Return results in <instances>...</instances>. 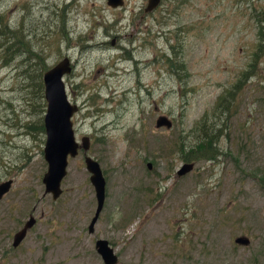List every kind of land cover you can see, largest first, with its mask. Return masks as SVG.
Returning <instances> with one entry per match:
<instances>
[{
  "label": "rangeland",
  "instance_id": "obj_1",
  "mask_svg": "<svg viewBox=\"0 0 264 264\" xmlns=\"http://www.w3.org/2000/svg\"><path fill=\"white\" fill-rule=\"evenodd\" d=\"M146 4L0 0V264H103L97 238L128 264H264V0ZM63 57L75 138L90 137L105 179L93 233L82 151L57 199L42 182L40 81ZM209 141L215 157L186 160Z\"/></svg>",
  "mask_w": 264,
  "mask_h": 264
},
{
  "label": "water",
  "instance_id": "obj_2",
  "mask_svg": "<svg viewBox=\"0 0 264 264\" xmlns=\"http://www.w3.org/2000/svg\"><path fill=\"white\" fill-rule=\"evenodd\" d=\"M106 3L113 7L122 6L124 0H106ZM160 3V0H148L144 12L152 11ZM72 66L68 57H63L54 66L46 69L42 75L43 97L46 102L43 125L45 131V143L43 148L44 159L47 162V169L42 177L45 186V193H51L52 199H57L61 194V181L67 172L68 158L77 156L82 150L84 163L90 173L89 179L93 185L96 197V209L88 225V232H94V225L98 220L105 199V179L101 167L96 159L88 155L90 139L82 136L80 142L75 138L72 115L78 110L75 103L70 102L63 76L69 74ZM155 127H172V120L164 114H159L155 120ZM148 168H151L149 163ZM194 167V162H185L177 170L176 175L182 176L190 172ZM11 180L0 183V199L9 190ZM35 218L30 216L25 221L23 227L13 235L12 245L17 247L26 236L27 231L35 224ZM235 243L247 245L249 237L245 235L237 236ZM95 250L100 255L103 264H128L121 261L104 238L95 240Z\"/></svg>",
  "mask_w": 264,
  "mask_h": 264
},
{
  "label": "trees",
  "instance_id": "obj_3",
  "mask_svg": "<svg viewBox=\"0 0 264 264\" xmlns=\"http://www.w3.org/2000/svg\"><path fill=\"white\" fill-rule=\"evenodd\" d=\"M260 19H261L260 22H264V17L260 18ZM40 89H41V92H42L41 97L43 98V82L42 81H40ZM231 94L232 93H230V91H228V93L226 94L227 96L225 95L223 100L226 99L225 102L228 101V97H230ZM43 106H44V104H43ZM44 109H45V107H44ZM42 130H43V126H42ZM211 139H213V138H211ZM196 149H197L196 156H193L192 152H190L189 154L186 155V160H195V159H199V158L208 159V158L215 157V155H216V150H215V148L213 146V142L212 141L211 142L209 141L208 145H206L204 143L201 144L200 146L197 145Z\"/></svg>",
  "mask_w": 264,
  "mask_h": 264
},
{
  "label": "flooded vegetation",
  "instance_id": "obj_4",
  "mask_svg": "<svg viewBox=\"0 0 264 264\" xmlns=\"http://www.w3.org/2000/svg\"><path fill=\"white\" fill-rule=\"evenodd\" d=\"M83 136H85V135H83ZM86 136H88V135H86ZM81 137H82V136H81ZM81 137H80V138H81ZM88 137H89V136H88ZM89 139H90V137H89ZM90 145H91V141H90ZM44 190H45V189H44ZM7 192H8V191H7ZM44 193H45V192H44ZM30 216H32V214H30L29 217H30ZM32 217H33V216H32ZM24 223H25V222H24ZM23 225H24V224H23ZM22 227H23V226H22ZM22 227H21V228H22ZM21 228H20V229H21ZM18 230H19V229H18ZM27 232H28V231H27ZM26 234H27V233H26ZM13 235H14V234H13ZM12 241H13V237H12ZM11 245H12V242H11ZM12 247H13V248H16V247H14L13 245H12Z\"/></svg>",
  "mask_w": 264,
  "mask_h": 264
},
{
  "label": "bare ground",
  "instance_id": "obj_5",
  "mask_svg": "<svg viewBox=\"0 0 264 264\" xmlns=\"http://www.w3.org/2000/svg\"><path fill=\"white\" fill-rule=\"evenodd\" d=\"M148 1V0H147ZM147 5V4H146ZM146 7V6H145ZM46 108V107H45Z\"/></svg>",
  "mask_w": 264,
  "mask_h": 264
}]
</instances>
